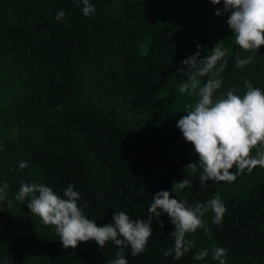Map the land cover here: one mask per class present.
Masks as SVG:
<instances>
[{"label":"trees","instance_id":"obj_1","mask_svg":"<svg viewBox=\"0 0 264 264\" xmlns=\"http://www.w3.org/2000/svg\"><path fill=\"white\" fill-rule=\"evenodd\" d=\"M90 3L96 12L85 16L80 0H0V186L9 185L12 202L0 211V264H108L120 251L94 240L65 249L55 226L14 199L22 181L61 196L73 185L84 214L103 226L116 211L147 219L152 196L190 176L193 186L173 197L191 206L218 193L227 208L222 224L205 213L207 231L189 234L196 246L177 261L163 255L174 230L165 214L144 253L124 249L129 264H219L213 246L228 249L226 264H264V168L240 174L234 166L235 182L201 187L199 171L186 169L199 156L177 127L198 99L178 91L187 80L178 71L188 70L184 59L221 44L226 54L217 67L227 65L214 99L233 89L243 96L245 80L264 91V45L244 51L235 43L230 13L215 14L223 0ZM60 11L65 17L57 20ZM249 56L252 63L236 66ZM201 249L209 255L197 261Z\"/></svg>","mask_w":264,"mask_h":264},{"label":"clouds","instance_id":"obj_2","mask_svg":"<svg viewBox=\"0 0 264 264\" xmlns=\"http://www.w3.org/2000/svg\"><path fill=\"white\" fill-rule=\"evenodd\" d=\"M83 4L85 16L94 15L96 8L90 0H80ZM219 5L221 0H210ZM223 10H217L216 15L230 13L227 24L232 30L234 41L244 51H258L264 45V0H223ZM65 17V12H58L56 19ZM47 32V29H45ZM198 49L203 46L197 45ZM221 44L212 48L211 54L201 56L198 50L194 55L184 59L181 63L187 66L178 71L187 76V80L178 87L180 93L198 97L194 104L186 106V115L182 116L177 127L184 139L194 145L199 162L186 165L192 173L199 171V183L203 187L207 182H235L237 174L230 170L235 168L240 174L245 170L251 173L257 166L264 168V91L254 87L249 80L244 81L246 92L243 96L229 90L226 96L214 99V94L222 86L221 73L225 70L227 61L220 67L218 63L225 56ZM254 57L246 59L237 57L236 66L244 67L253 62ZM209 77L206 82L200 78ZM255 149L256 154L252 155ZM20 169L28 167L24 161L19 162ZM193 186V177H185L173 183L172 191L162 190L152 196L147 219H133L124 211L113 214L114 223L98 226L96 221L89 219L82 211L78 201L79 191L69 184L63 196L57 194L53 188L41 183H20L19 191L15 194L16 201H26L31 214L39 217L44 225L55 226V231L65 249L77 248L80 242L94 240L100 248L109 242L114 243L120 251L116 258L108 264H129L124 249H130L132 257L144 253L148 241L153 234V223L161 229L165 214L174 225L169 234L173 239V247L163 252L165 257L172 256L180 260L189 253L196 242L187 238L197 229L207 231V224L203 220L205 213L214 214L213 224H222L227 208L221 196L217 193L206 202L188 205L187 201H180L173 197L185 188ZM9 185L0 186V211L2 205L12 206L8 198ZM84 208L88 205L85 203ZM227 248H212V259L219 264H226ZM209 255L208 249H201L194 255L197 261H203Z\"/></svg>","mask_w":264,"mask_h":264}]
</instances>
